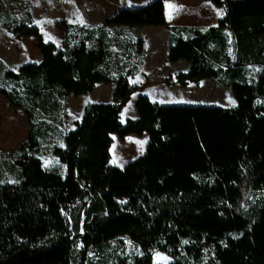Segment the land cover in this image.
Here are the masks:
<instances>
[{
    "label": "trees",
    "instance_id": "1",
    "mask_svg": "<svg viewBox=\"0 0 264 264\" xmlns=\"http://www.w3.org/2000/svg\"><path fill=\"white\" fill-rule=\"evenodd\" d=\"M210 1L223 7L215 26L168 27L167 60L188 64L174 81L250 87L248 66L264 67V0ZM26 19L13 31L35 39L41 60L16 72L0 62L12 83L0 93L28 120L26 139L0 161L15 179L0 182V264H153V251L171 256L167 264H264V205L245 209L264 190V104H159L140 94L137 116L120 121L133 72L111 75L118 58L106 28L164 26L163 0L120 8L95 27L61 21L60 48ZM98 82L113 84L112 102L86 104L51 147L63 169L46 168L39 147L56 129L41 115H58L65 95ZM143 133L140 155L121 168L109 163L113 134ZM121 236L138 253L119 256L110 245Z\"/></svg>",
    "mask_w": 264,
    "mask_h": 264
},
{
    "label": "rangeland",
    "instance_id": "2",
    "mask_svg": "<svg viewBox=\"0 0 264 264\" xmlns=\"http://www.w3.org/2000/svg\"><path fill=\"white\" fill-rule=\"evenodd\" d=\"M151 0H0V62L12 71L24 63L36 62L40 54L35 48V39L17 37L13 31L19 22H27L30 15L31 24L36 25L45 41L53 42L61 47L63 28L61 21L95 27L113 15L120 8L144 5ZM196 0H166V8L179 4L183 10H190ZM193 5V6H192ZM208 13V12H207ZM223 14V13H222ZM197 15V14H196ZM188 20L195 18L192 13ZM107 31L112 38L111 47L117 53V65L109 61L110 73L115 76L119 72L132 71L128 77L134 91L120 111V121L137 116L135 101L140 94L147 95L151 101L159 104L188 105H262L264 104V67L249 65V75L254 84L247 88L221 87L215 81L203 79L198 83L180 86L174 81L179 71L187 69V63L179 60L171 63L167 60L168 25L164 26H122L117 32L114 26ZM114 37L120 42L115 43ZM142 39L141 47L138 40ZM230 48V54H232ZM258 73L260 75H258ZM170 77V80H167ZM0 86L10 89L12 83L0 75ZM113 84L98 82L88 94H67L61 100L62 111L56 116L42 114L41 120L54 125L55 132L41 142L39 157L46 168L63 169L57 158L51 153L53 145H61V137L74 127V122L82 114L88 103L112 102ZM27 115L19 108L11 105L0 93V161L8 160V155L27 137ZM147 142V134L141 136L129 134L123 139L112 135L110 146L111 165L123 167L128 161L140 155ZM121 151L125 156L121 158ZM11 170L3 167L0 182H14ZM124 201V200H119ZM264 205V190L253 192L246 204L247 213ZM111 242L110 247H117L119 256L138 253V248L125 237ZM76 246H80L78 243ZM208 253L205 259L208 258ZM153 264H167L173 260L163 252L153 251Z\"/></svg>",
    "mask_w": 264,
    "mask_h": 264
},
{
    "label": "crops",
    "instance_id": "3",
    "mask_svg": "<svg viewBox=\"0 0 264 264\" xmlns=\"http://www.w3.org/2000/svg\"><path fill=\"white\" fill-rule=\"evenodd\" d=\"M196 1H197V3H194L196 5L192 8H190V10L186 9V10L182 11L181 6L179 4H177L173 8H170V7L166 8V0H163L164 12H165V25L167 24L168 27H170V26H187V27H197L200 29H206L208 27L215 26L218 19H220L223 15L222 14L223 13V7L222 6H216L210 0H196ZM176 7H178V8H176ZM190 13H192V15L195 16V18L193 20H188V18L185 20H182L183 15H189ZM184 36H187V35L184 34ZM40 60H41V55L39 54L38 60L36 62H39ZM187 67H188V65H187Z\"/></svg>",
    "mask_w": 264,
    "mask_h": 264
}]
</instances>
